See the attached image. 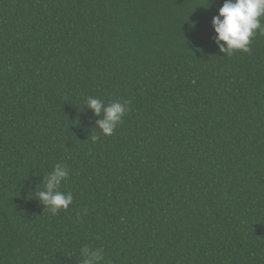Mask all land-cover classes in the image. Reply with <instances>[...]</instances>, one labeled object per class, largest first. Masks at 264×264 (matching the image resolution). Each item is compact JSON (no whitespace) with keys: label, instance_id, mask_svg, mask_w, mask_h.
I'll return each mask as SVG.
<instances>
[{"label":"trees","instance_id":"1","mask_svg":"<svg viewBox=\"0 0 264 264\" xmlns=\"http://www.w3.org/2000/svg\"><path fill=\"white\" fill-rule=\"evenodd\" d=\"M223 3L0 0V264H264V35L220 52Z\"/></svg>","mask_w":264,"mask_h":264},{"label":"clouds","instance_id":"2","mask_svg":"<svg viewBox=\"0 0 264 264\" xmlns=\"http://www.w3.org/2000/svg\"><path fill=\"white\" fill-rule=\"evenodd\" d=\"M264 0H224L218 14L212 18L214 43L225 55L236 51L251 52V43L257 32L264 35ZM87 108L100 117L95 124L103 135H111L129 111L130 101H114L109 104L99 98L88 97ZM99 137L93 136L95 141ZM69 178V170L57 163L44 177V189L37 193V198L53 215L67 210L73 202L72 193L59 191L62 183ZM85 214L86 210H85ZM80 254L87 258L83 264H103L105 257L99 250L91 251L87 246L80 249Z\"/></svg>","mask_w":264,"mask_h":264}]
</instances>
